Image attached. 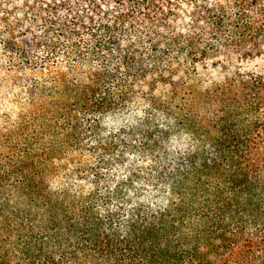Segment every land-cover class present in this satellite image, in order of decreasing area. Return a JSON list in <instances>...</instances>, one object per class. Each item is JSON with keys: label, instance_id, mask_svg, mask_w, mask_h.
<instances>
[{"label": "trees", "instance_id": "1", "mask_svg": "<svg viewBox=\"0 0 264 264\" xmlns=\"http://www.w3.org/2000/svg\"><path fill=\"white\" fill-rule=\"evenodd\" d=\"M0 73V264H264V0H0Z\"/></svg>", "mask_w": 264, "mask_h": 264}, {"label": "rangeland", "instance_id": "2", "mask_svg": "<svg viewBox=\"0 0 264 264\" xmlns=\"http://www.w3.org/2000/svg\"><path fill=\"white\" fill-rule=\"evenodd\" d=\"M203 72H204L203 77L205 79H209V80H216V79H219L221 76H223L222 73H220L216 70H212L211 68L208 70L204 69ZM6 77L7 76L5 75V73H0V80H3ZM10 78H11V73H10L8 79H10ZM4 108H6V109H4ZM9 108H12V106L9 104H6V106H2L0 108V113L8 114L9 113L8 111L11 110ZM137 193L140 194L141 198L146 201L144 203L148 204L149 206H156L158 204H161L163 201L162 193H160V191L155 192L154 187H152V189H151L150 186H144L141 183H137L135 185V189H132L131 194H132V196H136Z\"/></svg>", "mask_w": 264, "mask_h": 264}]
</instances>
